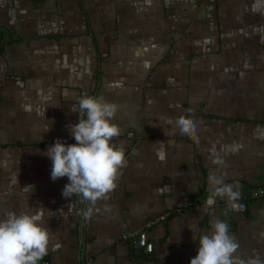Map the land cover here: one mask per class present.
Wrapping results in <instances>:
<instances>
[{"label": "crops", "instance_id": "obj_1", "mask_svg": "<svg viewBox=\"0 0 264 264\" xmlns=\"http://www.w3.org/2000/svg\"><path fill=\"white\" fill-rule=\"evenodd\" d=\"M84 95L118 106L113 143L127 163L107 199L87 201L79 235L73 197L62 195L68 178L53 181L43 153L57 138L75 143L68 126ZM211 177L236 198L205 204ZM258 188L264 0H0V220L45 209L40 261L151 264L121 235L171 212L152 229L155 264H190L217 218L238 244L233 264H264Z\"/></svg>", "mask_w": 264, "mask_h": 264}, {"label": "clouds", "instance_id": "obj_2", "mask_svg": "<svg viewBox=\"0 0 264 264\" xmlns=\"http://www.w3.org/2000/svg\"><path fill=\"white\" fill-rule=\"evenodd\" d=\"M78 104L79 122L68 126L75 143L66 144L57 138L43 154L52 161L53 181L68 178L62 195L65 198L82 196L95 206L115 190L120 170L127 163L123 146L113 143V138L121 134L119 126L113 123L118 106L89 95L82 96ZM176 125L183 134L195 137L193 120L180 117ZM160 156L163 158L162 152ZM210 184L213 195L207 199L208 206L214 205L216 195L236 198L231 186L222 185L215 177L210 178ZM44 210L38 209L32 214L9 212L6 219L0 220V264H38L47 255L50 229L45 225ZM91 211L89 207L83 213L85 218ZM211 228L210 233L200 236L197 254L190 259V264H233L232 256L238 244L229 235L227 223L217 218Z\"/></svg>", "mask_w": 264, "mask_h": 264}, {"label": "built area", "instance_id": "obj_3", "mask_svg": "<svg viewBox=\"0 0 264 264\" xmlns=\"http://www.w3.org/2000/svg\"><path fill=\"white\" fill-rule=\"evenodd\" d=\"M258 195H264V189L258 188ZM207 197L205 199V204H207ZM87 201L83 199L82 196L73 197V212L78 216V234H83V225L86 220L83 213L86 211ZM234 211H244L246 209L245 204H240L236 206H231ZM180 213V210L177 211ZM174 213L168 212L158 218L149 220L145 225L144 229L137 231H126L121 235V242L127 244L132 249L140 250L144 255L148 257L151 264H155L152 259V254L154 251V236L152 235V229L159 223L167 220L168 217L172 216ZM38 264H50L48 260H42ZM81 264H90V261L83 262Z\"/></svg>", "mask_w": 264, "mask_h": 264}]
</instances>
